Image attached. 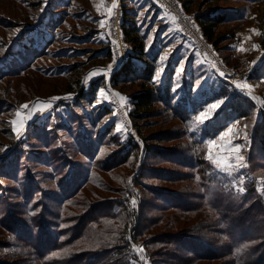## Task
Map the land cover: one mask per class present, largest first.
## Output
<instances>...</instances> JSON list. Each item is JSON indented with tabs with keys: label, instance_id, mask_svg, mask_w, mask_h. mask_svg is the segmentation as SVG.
<instances>
[{
	"label": "rangeland",
	"instance_id": "374dc122",
	"mask_svg": "<svg viewBox=\"0 0 264 264\" xmlns=\"http://www.w3.org/2000/svg\"><path fill=\"white\" fill-rule=\"evenodd\" d=\"M208 8L239 17L221 27L218 47L196 22ZM125 10L136 15L146 55L158 58L154 84L172 87L171 99L140 118L132 112L140 81L110 83L134 53L125 40L118 51L108 40L116 34L111 21L119 19L122 31ZM236 83L249 87L240 91ZM219 98L224 103L210 118L193 120L205 102ZM38 102L52 107L26 120L17 137L16 113L28 115ZM124 107L140 149L122 125ZM229 127L234 131L221 141ZM263 138L264 0H0L3 258L22 253L16 264H177L179 254L168 256L169 247L201 242L215 252L212 247L231 245L244 233L262 237L264 245ZM235 147L245 166L228 176L208 156L234 163ZM157 189L164 196L157 197ZM171 201L181 207L172 209Z\"/></svg>",
	"mask_w": 264,
	"mask_h": 264
},
{
	"label": "trees",
	"instance_id": "16d2710c",
	"mask_svg": "<svg viewBox=\"0 0 264 264\" xmlns=\"http://www.w3.org/2000/svg\"><path fill=\"white\" fill-rule=\"evenodd\" d=\"M182 1L184 2V0ZM124 12L125 13L122 23V32L125 42L133 47L134 53L130 55L125 65L112 75L110 79V83L114 87L119 88L121 84H126L128 82L135 80L140 81L138 86L140 87L141 90L132 95V99H133L132 104L134 107V111H132L134 114L133 116H137L140 118L144 115L146 116L155 113L156 112L155 106L158 101L165 102L171 99L172 95L170 96L169 94H171L172 92L171 91L172 87H171V83L168 81L164 83L163 87L154 84L153 81L156 78V74H157L156 64L158 58L151 59L146 55L145 36L141 34V29L136 22V15L129 14L126 10ZM238 18L239 17H237V15H234L233 13L227 11H221L216 8L215 9L208 8L205 13L196 15V22L199 28L201 29L202 35L204 36L205 40L208 43L212 44L214 47H218L221 40H223L220 31L221 27L233 22L235 19ZM108 54L111 55L110 51H108ZM134 58H139L142 64L139 66L133 60ZM169 75H170V71L167 72L166 76L168 77ZM78 83H79V77L76 81V86ZM96 86L97 83L93 82L91 84L88 93L92 95L95 94ZM262 140L263 141H261V144H264V138ZM133 147L140 149L143 146H141V144L137 142H134ZM157 191H158L156 192L157 197L164 196V194L161 193L163 192V190L161 191L160 189L159 190L157 189ZM168 202L169 201H166L165 203ZM170 205L173 206L171 207L172 209H179L181 207V205L174 204L173 201L170 202ZM176 206H179V208ZM231 214L234 213H230L229 215ZM225 216H226L225 218H227V215ZM233 219L234 217L231 218V221H233ZM42 230L43 229H41L40 231L43 233ZM227 234L228 232H225V236H227ZM261 238L262 237H248V235L244 233V236L241 238L240 241L232 240L233 243L231 245L228 243V238H227L226 240L228 243L227 245H222L218 248L212 247L216 253L211 250L203 249L201 246V242L198 244L195 243L194 244L195 246L188 245L189 247H184L182 244L180 247L178 246L176 247L180 248L184 252H187L188 255L186 257L185 255H181L180 249L176 251L173 247H169L168 256L170 255L176 256V254H179V256L177 257L180 260L177 264H195V262L201 258H203L206 261L209 259L221 260L224 258L226 259L232 258L230 264H264V254L260 252L263 251L262 248L264 247V245H259V239ZM74 241L75 240H73L69 244H72ZM192 241H190V244L192 243ZM184 244L187 245V241ZM245 249H249V250L245 251ZM197 250H201L205 253L200 254L196 252ZM191 253L194 255H192ZM2 256L3 255L0 253V264H16L15 261L17 260V258L22 257L23 255L22 253H20L16 256L9 255V256H4V258ZM203 256H205V258ZM12 260H14L13 261L14 263H11ZM69 264H74V261H72ZM105 264H112V263H105Z\"/></svg>",
	"mask_w": 264,
	"mask_h": 264
},
{
	"label": "snow or ice",
	"instance_id": "6c2138e0",
	"mask_svg": "<svg viewBox=\"0 0 264 264\" xmlns=\"http://www.w3.org/2000/svg\"><path fill=\"white\" fill-rule=\"evenodd\" d=\"M117 5L115 3L112 4L111 8H116ZM97 11H100V8H97ZM108 13L109 15H111V9H108ZM104 26V22L101 21V27ZM17 31H19V29H17ZM243 50V49H241ZM196 56H199L200 53L197 52L195 53ZM160 59L166 60L167 59V54L165 52V54L160 55ZM115 62V61H114ZM213 67H215V65H213ZM183 71V64L180 65V68L178 70V72H182ZM219 71V70H218ZM220 76H224L225 74L223 72H219ZM92 76L96 75V73H92ZM157 78L159 77V73L156 74ZM85 83H87V81H85ZM249 85H247L246 83H236L235 84V88L239 89L240 91H243L244 89L248 88ZM99 95L101 97H103L105 95L103 90H100ZM119 95V94H116ZM253 100H255V97H251ZM120 101L123 103L125 101V97L123 96H119ZM224 103V99L223 98H219L217 100H215L214 102L208 103L205 102V105L202 106V110H200L198 112V114L196 116L193 117V120L197 123H203L206 119L210 118L212 113H214L222 104ZM24 109H28V105H23L22 106ZM52 105L51 104H46V103H40L37 106H34L31 113L28 115H21L20 112H17L16 115L17 117H19L18 120L13 121V125L14 127V131L17 133V137L19 136V133L21 130L24 129L25 127V121L28 119L32 118V115L39 112V113H43L44 111H46L47 109L51 108ZM117 131L120 132L121 128L119 125H117ZM234 131V129L232 127L227 128V130L225 132H223L222 135H220L219 139L221 141L225 140L226 137H229L230 133H232ZM229 143L231 142L230 140L228 141ZM209 145L212 147H216V141H209ZM221 147H225V145H221ZM232 151H234L236 153L235 155V162H232V158L231 157H227V158H214L212 157V155L209 153L208 159L211 161V163L213 165L216 166L217 169H219V172L225 173L228 176H233V174L241 167L245 166L244 163V157L242 155H240V148L239 147H235L232 149ZM237 179L239 180L240 184L244 183V178L243 176H239L237 177ZM130 182V181H129ZM240 190V189H238ZM132 206L135 207L136 206V200L133 199L131 201ZM30 215H35V212L30 213ZM227 237H225L226 239ZM130 239V237H129ZM133 248L135 250V245H133ZM139 253H143V249H138L136 250ZM141 258H143L141 256Z\"/></svg>",
	"mask_w": 264,
	"mask_h": 264
},
{
	"label": "built area",
	"instance_id": "2783aa9c",
	"mask_svg": "<svg viewBox=\"0 0 264 264\" xmlns=\"http://www.w3.org/2000/svg\"><path fill=\"white\" fill-rule=\"evenodd\" d=\"M171 10H173V9L171 8ZM178 17H182V16L179 15ZM115 21L116 22L118 21V23H112V21H111L110 26L112 25V28H114V30L116 27V34L114 35V37H112L108 33V40L111 42L110 46L114 45V48L117 50L118 46L121 45V42H123L124 39L122 38L123 32L120 30L119 26H117V25H119V19H116ZM119 50H120V48H119ZM123 60L125 61L126 59L124 58ZM124 108H125V110L123 111L121 109V113H120V118L123 120L122 125H123L124 129L129 133V136L132 138V141L136 142V141H138V137H137V135H136V133L132 127V123L130 120V112L127 111L126 107H124Z\"/></svg>",
	"mask_w": 264,
	"mask_h": 264
},
{
	"label": "crops",
	"instance_id": "0c3cea01",
	"mask_svg": "<svg viewBox=\"0 0 264 264\" xmlns=\"http://www.w3.org/2000/svg\"><path fill=\"white\" fill-rule=\"evenodd\" d=\"M42 101H45V100H42ZM47 101H48V100H47ZM40 103H44V102H38V103H36L35 105L37 106V105L40 104ZM46 111H48V109H47ZM46 111H44L43 113H45ZM43 113H41V115H43Z\"/></svg>",
	"mask_w": 264,
	"mask_h": 264
}]
</instances>
